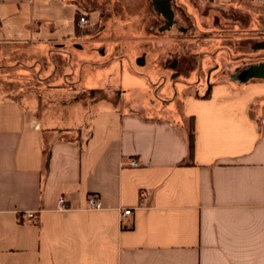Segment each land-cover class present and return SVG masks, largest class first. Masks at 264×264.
Segmentation results:
<instances>
[{
    "label": "crops",
    "instance_id": "0c3cea01",
    "mask_svg": "<svg viewBox=\"0 0 264 264\" xmlns=\"http://www.w3.org/2000/svg\"><path fill=\"white\" fill-rule=\"evenodd\" d=\"M86 1L0 0V264H264L263 16L260 66L225 78L205 51L207 91L160 101L131 64L86 63Z\"/></svg>",
    "mask_w": 264,
    "mask_h": 264
},
{
    "label": "rangeland",
    "instance_id": "374dc122",
    "mask_svg": "<svg viewBox=\"0 0 264 264\" xmlns=\"http://www.w3.org/2000/svg\"><path fill=\"white\" fill-rule=\"evenodd\" d=\"M231 3L228 6L214 0L82 2L84 12L96 11L99 15L93 25L85 15L87 25L81 29L95 42L91 44L93 56L90 54L86 63L116 64L125 68L131 64L147 76V81L165 82L163 89L166 90L160 88L153 94L160 101L171 96L173 87L178 88L186 81H194L197 91L206 92L221 68L222 56L210 59L205 51L209 56L216 50L226 53L224 62L230 70L226 67L222 72L225 78H230L238 66L239 70H244L261 64L251 51L255 33L250 15L256 12L264 18L263 5L257 0ZM215 38H219L217 44L209 45ZM98 48H102L100 52L107 48V55L99 54ZM200 61H204L201 70Z\"/></svg>",
    "mask_w": 264,
    "mask_h": 264
},
{
    "label": "built area",
    "instance_id": "2783aa9c",
    "mask_svg": "<svg viewBox=\"0 0 264 264\" xmlns=\"http://www.w3.org/2000/svg\"><path fill=\"white\" fill-rule=\"evenodd\" d=\"M258 1H264V0H258ZM262 5L264 7V2H262ZM78 23H79L80 26L87 25L86 16L85 15H81L79 17V19H78ZM130 166L138 167V163L136 161H132L130 163ZM144 196H145V193L141 192L140 193V197L143 198ZM64 203H65L64 197H62V196L59 197V199H58V210L59 211L65 210ZM86 208L90 209V210H99L101 208V204H100L99 200L95 196H89L87 198V201H86ZM130 214H131V209H123L121 211V217L128 216ZM24 217L27 218V219H31V218L34 217V215H33V213H26L24 215Z\"/></svg>",
    "mask_w": 264,
    "mask_h": 264
},
{
    "label": "trees",
    "instance_id": "16d2710c",
    "mask_svg": "<svg viewBox=\"0 0 264 264\" xmlns=\"http://www.w3.org/2000/svg\"><path fill=\"white\" fill-rule=\"evenodd\" d=\"M193 147H194V135H193V129L191 128L189 135H188V148H189L190 156H192L193 154Z\"/></svg>",
    "mask_w": 264,
    "mask_h": 264
},
{
    "label": "water",
    "instance_id": "95a60500",
    "mask_svg": "<svg viewBox=\"0 0 264 264\" xmlns=\"http://www.w3.org/2000/svg\"><path fill=\"white\" fill-rule=\"evenodd\" d=\"M250 74L251 73H246V74H244V76H245V78H247L248 76H250ZM255 76H258V77H263L264 78V74H256ZM242 78H243V76H242Z\"/></svg>",
    "mask_w": 264,
    "mask_h": 264
}]
</instances>
